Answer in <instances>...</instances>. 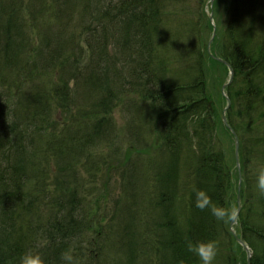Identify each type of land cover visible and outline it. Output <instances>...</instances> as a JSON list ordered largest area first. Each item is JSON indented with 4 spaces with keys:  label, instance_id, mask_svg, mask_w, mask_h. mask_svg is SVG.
Here are the masks:
<instances>
[{
    "label": "trees",
    "instance_id": "1",
    "mask_svg": "<svg viewBox=\"0 0 264 264\" xmlns=\"http://www.w3.org/2000/svg\"><path fill=\"white\" fill-rule=\"evenodd\" d=\"M16 1L0 0V264L25 254L65 264V251L74 264H94L93 246L99 258L112 248L111 264H200L188 240L217 242L213 264H246L230 223L195 207L197 190L236 207L238 172L210 103L196 20L167 29L193 0H34V26ZM48 8L55 12L42 22ZM226 32L214 52L233 70L225 91L239 141L234 230L249 264H264L255 188L264 166V0H231ZM100 181L119 190L107 220L106 199L91 201Z\"/></svg>",
    "mask_w": 264,
    "mask_h": 264
},
{
    "label": "rangeland",
    "instance_id": "2",
    "mask_svg": "<svg viewBox=\"0 0 264 264\" xmlns=\"http://www.w3.org/2000/svg\"><path fill=\"white\" fill-rule=\"evenodd\" d=\"M6 1V0H5ZM12 0H7V2L11 3ZM19 0L15 2V4H18ZM201 0H193L192 4L184 10L183 8V14H182V20L180 21H173L168 23V30H174L179 28V26L182 23H193V19L196 20V41H206V44H208L209 37L211 36V32L213 30L212 26L210 25L209 15L212 17L213 25L215 26V37L208 47L210 52L215 54L216 51H218V45L219 41L221 42V45L224 42L225 37L227 36L226 32V26L229 22V16H230V4L231 0H212V3H210V0H206L204 3L203 9L199 8L198 5H200ZM28 5H34V0H22L21 2V8L18 12V16L21 18V16H24L27 23H31L34 26V13L31 15L28 12L27 6ZM37 7H39L37 10L41 11L40 5L37 4ZM55 12L54 8H48L45 12V15L41 17L42 22L46 20V17L48 18L51 14ZM188 16L187 20L185 16ZM33 16V18H32ZM209 22L208 28L205 27L206 23ZM209 32V33H208ZM209 34V37L207 38L206 35ZM211 38V37H210ZM182 44H186V38L185 36L181 40ZM197 43V42H196ZM215 43V44H214ZM200 48L201 44L196 48ZM215 50V52H214ZM216 55V54H215ZM13 72L16 73V70ZM205 78L208 86L209 93L211 94L210 103H213V106L216 110H220V115L223 107L225 106L226 102L224 101V97L221 94L222 86L227 83L228 79V69L223 64L215 61L212 59L208 51L206 49V57H205ZM113 117L116 120L118 126L123 125V117L120 112V108L117 107L113 111ZM239 179V174H238ZM114 185H117L115 183ZM238 187V184H237ZM236 187V188H237ZM119 190L117 187H113L110 189L109 185L104 186L103 182L100 181L97 184L96 192H94V195L91 198V201L93 202V206L96 207V202L99 205H102L104 199L107 201V206L104 211L106 215V220L110 218L111 216V207H112V201L114 199V196L116 193H118ZM237 194V190H236ZM93 207V209H94ZM79 247H77V250ZM96 248L93 246L91 248L92 253H90V260L94 261V264H111V261L116 259V256H113V249L109 248L107 250V253L101 255V257H98V254L94 252ZM76 258H78L76 256Z\"/></svg>",
    "mask_w": 264,
    "mask_h": 264
},
{
    "label": "clouds",
    "instance_id": "3",
    "mask_svg": "<svg viewBox=\"0 0 264 264\" xmlns=\"http://www.w3.org/2000/svg\"><path fill=\"white\" fill-rule=\"evenodd\" d=\"M255 188L259 196L264 197V166H261L255 173ZM195 207L201 211L207 209L211 215L219 222L228 224L233 222L238 213L236 207L223 208L212 203L211 197L204 191H195ZM187 250L198 258L200 264H213L217 252L218 244L215 241H186ZM61 259L65 264H74L71 251L61 254ZM20 264H43L42 258L38 254H25L20 259Z\"/></svg>",
    "mask_w": 264,
    "mask_h": 264
},
{
    "label": "water",
    "instance_id": "4",
    "mask_svg": "<svg viewBox=\"0 0 264 264\" xmlns=\"http://www.w3.org/2000/svg\"><path fill=\"white\" fill-rule=\"evenodd\" d=\"M210 3H212V0H210ZM209 20H210L211 25L213 27V31H212L211 38L209 39V42H208V45H207L208 47L210 46L213 38L215 37V26L212 24L211 15H209ZM208 53L214 60L222 63L223 65H225L229 69L228 81H227V83H225L222 86V90H221V93H222V95L224 96V98L226 100V106L223 108L222 113H221V121H222L223 125L230 131V133H231V135L233 137L234 149H235V151H234V153H235V162H236V166H237V169H238V173H240V171H239V162H238V139H237L236 135L234 134L233 130L228 126L227 121H226V116H225V113H226L227 109L230 106V102H229L228 97L224 93V88L226 86H228V84L231 82L232 77H233V71H232V69L230 68L229 64L226 61L216 57L214 54H210L209 50H208ZM240 186H241V177H240V174H239L238 193H237V196H236V208L238 209L237 217H238L239 211L241 209ZM237 217H236V219H237ZM236 219L233 222L230 223L229 229H230V231L232 233V236H233L234 240L236 241V243H238V245H240L242 247V249L245 251V253H246V264H249L250 251H249L247 245L242 241V239L240 237H238L235 234V232L233 230V224L235 223Z\"/></svg>",
    "mask_w": 264,
    "mask_h": 264
}]
</instances>
